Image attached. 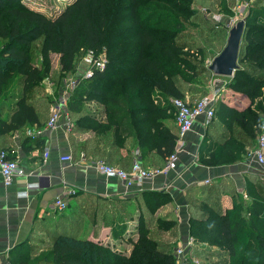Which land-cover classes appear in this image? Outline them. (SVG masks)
<instances>
[{
	"label": "trees",
	"instance_id": "obj_1",
	"mask_svg": "<svg viewBox=\"0 0 264 264\" xmlns=\"http://www.w3.org/2000/svg\"><path fill=\"white\" fill-rule=\"evenodd\" d=\"M182 2L74 0L60 15L50 17L21 0H0V108L11 106L10 116L0 118V131L41 128L37 97L43 94L35 92L50 75L51 54L59 55L61 70L73 72L81 50L93 49L107 56V67L82 80L69 97L68 109L79 116L73 120V128L112 132L113 147L130 137L143 156L154 150L166 159L179 139L170 125L176 117L170 99L205 92L195 88L206 70L193 54L199 47L191 51L193 42H180V30L170 27L174 21L181 25L179 13L188 16ZM162 5L170 12L161 9ZM247 22L246 17L239 62L247 61L251 67L247 70L240 64L228 87L246 94L251 103L242 110L217 105L224 127L207 132L213 144L212 158L233 161L247 155L264 122V26L254 28ZM39 56L41 62L35 60ZM56 79L61 82L60 77ZM10 98H15L14 103ZM90 99L101 103V111L88 112L82 107ZM251 190L255 193L251 204L235 200L224 213L205 204L201 214L190 219L195 242L218 245L229 257L222 260L225 264H264V180L251 182ZM155 195L154 205L145 197L141 200L139 237L129 254L90 239L60 234L39 264H175V242L156 234L173 229L176 219H152L153 232L144 220L146 212L152 215L164 202L161 193ZM19 264H30V260Z\"/></svg>",
	"mask_w": 264,
	"mask_h": 264
},
{
	"label": "crops",
	"instance_id": "obj_2",
	"mask_svg": "<svg viewBox=\"0 0 264 264\" xmlns=\"http://www.w3.org/2000/svg\"><path fill=\"white\" fill-rule=\"evenodd\" d=\"M54 67L61 70L60 60ZM219 79L224 78L214 75L211 82L216 83ZM56 83L58 86L53 93L46 88L47 95L37 97L43 129L40 134L36 133V125L0 131V149H6L25 169V174L15 176L10 185H6L0 175V264L30 260L36 255L31 251L39 240L53 243L60 234L104 244L106 240L117 242V245L129 244L125 252L122 251L129 254L133 242L139 237L141 200L145 197L154 205L158 193L162 194L164 202L154 209L152 215L146 212L144 220L153 232L156 226L152 219L159 216L176 219L174 228L164 231L173 234L169 241L175 242L174 248L194 239L190 233V219L199 216L205 204L224 213L234 206L235 200L251 204L255 199L251 182L264 180L263 167L248 153L233 161L210 156L213 144L207 132L217 126L224 127L219 115L212 121H206L204 116L198 117L193 128L179 137L177 165L166 174H157L143 184H137L100 172L96 167L98 161L130 170L137 150L146 168H160L168 157L163 159L154 150L143 156L138 144L130 137L122 145L113 147L112 132L68 129L66 115L61 116L56 127L47 128L46 123L56 104L62 106L72 121L79 117L70 112L68 101L64 103L61 82ZM203 96L200 92H187L184 99L193 103ZM14 99L9 100L14 103ZM250 103L246 94L227 87L215 107L225 104L242 110ZM10 107L0 108V118L10 116ZM99 110L100 106L94 109ZM170 125L179 135L176 118ZM67 155H72V160L64 159ZM71 189L75 193L70 194ZM57 198L68 202L65 209L53 206ZM195 244L199 248L188 249L189 256L198 254L200 249L205 254L214 252L217 259L226 256L221 248L215 252L203 246L215 244Z\"/></svg>",
	"mask_w": 264,
	"mask_h": 264
},
{
	"label": "rangeland",
	"instance_id": "obj_3",
	"mask_svg": "<svg viewBox=\"0 0 264 264\" xmlns=\"http://www.w3.org/2000/svg\"><path fill=\"white\" fill-rule=\"evenodd\" d=\"M74 0H21V4L26 5L29 8H32L37 11H41L42 13L50 16V17H56L60 15L66 7ZM182 4L186 5L187 7V13L188 16H184L181 13H179V22H181L180 26H176V21H174L173 26L170 25L171 28L179 29V41L183 39V41L186 42H193L192 47L189 46V49L191 51L195 50V48L199 47V51H195L193 54L195 55L198 60L202 61V64L205 66L206 70L205 72H202L199 77L197 78V81L195 82V88H197L196 91H205L202 93V96L207 94L208 89L215 84L211 83L212 78H214V75L212 73H209L208 65L210 61L213 59V57L218 54L224 47L228 31L230 27L236 23L239 19L242 18H248L247 24L250 26H253L254 28H258L261 26H264V0H182ZM161 9L166 10L167 12H170L169 8L165 5L160 6ZM170 9H172L170 7ZM172 12V11H171ZM174 16H177V13L173 12ZM181 42V41H180ZM244 52V49H242V53ZM84 55V50H81L80 54L76 58V66L75 71L69 72V71H63L59 70L56 66V63L59 60V55L57 53L51 54L52 59V70L55 68V71L53 70L52 78H55V80L58 82L59 79H56L60 77L61 79L67 75H75L78 71V67L80 64L81 57ZM193 61H196L194 60ZM37 62H41L42 58L41 56L37 57L35 59ZM239 64L244 65L249 70L250 64L247 61H241ZM19 78V77H17ZM224 79H219L218 83L223 87V91L228 87V83L231 80L232 77H226L223 76ZM215 83V82H214ZM41 88L35 93L47 95L46 86L43 82L40 83ZM171 101V99H170ZM82 107L85 110H93L97 109L99 106L101 107V103L98 102L96 99H90L85 100L82 103ZM173 108V116H176V112ZM219 108L217 106L216 116H220V112L218 111ZM218 116V117H219ZM176 118V117H175ZM218 124V123H217ZM254 146V145H253ZM252 146V147H253ZM216 149V148H215ZM131 232V231H130ZM131 234V233H130ZM160 234V235H159ZM172 233H159L157 232L156 236L165 240L169 241L170 236ZM173 235V234H172ZM46 239V238H45ZM108 243H107V242ZM105 244L109 245L111 247H114L117 251L125 252V250L128 248L129 244H123V245H117V242H113L112 240H106ZM42 240L37 242V245L33 247V250L31 252H36V255L30 259V264H39L41 261H43V257L45 254H47L51 248L50 242H44L41 243ZM114 243V244H113ZM117 243V244H116ZM126 243V242H125ZM104 244V243H103ZM128 245V246H127ZM122 246V247H121ZM197 247V244L194 245V247ZM206 246L207 250L211 251H219L220 247L216 245H203ZM199 248V247H197ZM191 249V248H190ZM196 249V248H195ZM194 250V249H193ZM122 252V253H123ZM204 251L200 249L198 251V254L190 255L189 261L191 263H194V260L197 261L198 264H225L222 260L229 258L228 255L225 257H222V259H217L215 257V253L211 252L209 254L203 253ZM196 264V263H194Z\"/></svg>",
	"mask_w": 264,
	"mask_h": 264
},
{
	"label": "built area",
	"instance_id": "obj_4",
	"mask_svg": "<svg viewBox=\"0 0 264 264\" xmlns=\"http://www.w3.org/2000/svg\"><path fill=\"white\" fill-rule=\"evenodd\" d=\"M108 58L104 53H96L93 49H88L81 57L78 71L75 75H67L61 79L62 96L64 103L69 100L72 92L78 87L79 83L92 77L97 71H103L106 69ZM44 85L52 93L57 88L56 81L47 76L43 80ZM214 85L211 86L209 93L203 97L195 100L193 103L186 101L185 99L175 97L171 99L172 105L176 112V123L178 125L179 137L193 128L196 119L200 116H204L206 121H210L215 117V104L217 103L223 87L218 83L211 82ZM62 115H66V125L68 129L73 127V121L69 114L64 110L62 106L56 104L51 111L49 119L46 123L47 128H54L58 125ZM43 131L41 128L36 129V133L40 134ZM48 156V152H46ZM248 156L254 160L257 164L263 167L262 174L264 176V122L260 125L256 143L249 149ZM64 159L72 160V155H67ZM177 150L170 154L163 166L160 168H146L143 166L140 159V151H136V159L130 170L123 167L107 163L105 161L96 162L97 169L109 176H116L128 183L143 184L146 179L156 176L157 174H166L177 165ZM25 169L19 164L15 158L9 157L7 150L0 151V175H2L4 183L10 185L15 176L24 175ZM70 194L75 193L74 189L69 190ZM67 201L64 198H57L53 202V206L63 210L67 207ZM195 240L190 238L186 243H181L175 248L176 262L175 264H191L189 261L188 249L194 246ZM194 263L198 264L196 260Z\"/></svg>",
	"mask_w": 264,
	"mask_h": 264
},
{
	"label": "water",
	"instance_id": "obj_5",
	"mask_svg": "<svg viewBox=\"0 0 264 264\" xmlns=\"http://www.w3.org/2000/svg\"><path fill=\"white\" fill-rule=\"evenodd\" d=\"M246 18L239 19L229 31L223 49L210 61L208 68L214 75L233 77L240 68L239 54L245 30Z\"/></svg>",
	"mask_w": 264,
	"mask_h": 264
}]
</instances>
